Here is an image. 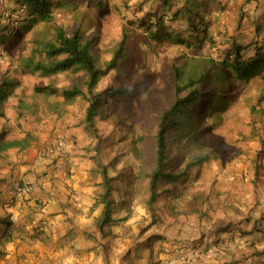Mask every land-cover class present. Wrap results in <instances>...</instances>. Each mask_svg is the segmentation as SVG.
<instances>
[{"label": "rangeland", "instance_id": "1", "mask_svg": "<svg viewBox=\"0 0 264 264\" xmlns=\"http://www.w3.org/2000/svg\"><path fill=\"white\" fill-rule=\"evenodd\" d=\"M54 1L57 3L53 12L56 25H62L71 31L80 22H84L87 38L98 37L93 49L102 65L112 56L121 38L122 28L127 27L131 35L128 62L120 71H112L98 86V90H102L107 86L117 85L122 87L125 94L121 98L108 100L102 114L96 117L97 137L86 133L84 121L88 103L84 98H78L71 104H63L60 96L43 95L35 91L36 86L52 82L59 88L67 86L76 75L66 72L46 78L24 68L25 60L40 46L38 41L54 37L53 26L41 22L31 31L25 32L22 26L28 20L27 12L18 15L20 6L14 0L1 2L0 32L5 31L6 27L15 29V32L10 35L0 34V83L3 78H7L15 80L18 85L6 104V117L0 118V133L3 132L6 140L24 139L27 147L14 146L0 153V219L9 213L13 214L11 209L14 205L22 207L34 193L33 188L32 194L21 200V203L10 202L7 188L12 179L33 187L37 182L42 188L46 181H42V175L38 176L40 171L36 168L41 164L46 165V161L50 162L46 165L47 173L51 168L54 171L52 177L56 176L55 172L64 167L69 157L70 145L73 148L78 142L77 139L68 140L58 136L57 131L78 126L82 129L79 143H85L78 146L83 153L74 167L83 166L81 178L87 177L86 180L93 181L96 186L94 193L88 194L89 199H96L92 200L93 211H100V207H97V191L101 189V183L97 180L102 166H105L110 176L118 178L113 193L116 220L125 223L124 227L133 232L131 243L143 239V245H153L159 242L155 239L156 236L165 237L168 233L179 232L175 224H184V217L181 218L183 207L187 205V213L193 214L199 211L200 206L199 183L204 180L201 177V166L192 169L189 178L183 183L162 182V195L154 210L148 206L149 194L145 188L146 173L154 161L159 117L173 99L170 63L174 54L184 51L179 46H172L168 39H153L146 34L145 27L141 26L149 12L145 2ZM214 16L217 15L214 13ZM188 52L191 54L192 50ZM77 77L81 82L86 79L84 72L78 73ZM227 100L231 103L229 105L227 102V108L223 107L225 109L204 118L202 115L198 117L197 113L195 116L199 118L198 124L188 129L190 131L186 134L174 135L171 156L175 162L182 159L180 165L184 166L195 155H200L207 156L208 161H217L221 157L231 163L240 161L245 164L248 154L256 156L258 152L264 153L263 77L249 83H236L229 89ZM51 135L54 137L48 140ZM53 139L54 143L64 140L62 148L65 151H55L54 148L51 156H46ZM135 147H139L140 152ZM55 162L61 165L56 168L53 165ZM68 172V176H75L73 167ZM45 175L44 172L43 176ZM2 228L0 234L6 229L5 226ZM2 245L5 244L0 241V246ZM3 259L0 256V264Z\"/></svg>", "mask_w": 264, "mask_h": 264}, {"label": "trees", "instance_id": "2", "mask_svg": "<svg viewBox=\"0 0 264 264\" xmlns=\"http://www.w3.org/2000/svg\"><path fill=\"white\" fill-rule=\"evenodd\" d=\"M5 1L0 0V3ZM14 1L22 9L21 13L27 12L28 20L22 26L25 32L31 31L41 22L52 25L54 29L52 39L38 41L40 46L35 48L33 55L25 60L24 68L46 78H53L66 72L76 75L69 85L61 88L54 82L36 86V93L60 96L63 104H71L78 98H84L88 103L84 121L85 131L97 137L96 117L102 114L108 100L121 98L125 94L122 87L117 85L107 86L102 90H98V86L102 79L112 71H120L128 62L131 35L127 27L122 28L121 38L112 56L102 65L93 49L98 37L87 38V27L84 22H80L71 31L55 24L53 12L57 3L54 0ZM173 1H138L139 4L145 2V6L146 4L148 6L147 18L141 22L146 34L153 39H168L172 46H179L184 51L174 54L170 63L173 99L160 114L155 134L154 161L146 173L145 188L149 194L147 203L151 210L156 209V203L162 195L160 191L162 182L183 183L189 178L192 169L208 161L207 156L195 155L184 166L180 165L182 159L180 162H175L171 156L175 143L174 135L186 134L190 131L188 129L198 124L200 115L204 118L227 108L231 104L227 100L229 89L236 83H249L258 77L264 79V15L255 16L251 21L248 11L240 9L239 28L242 20L248 17L258 36L261 34L263 36L241 43L239 39L229 35V28H223L222 11L226 10V5L222 1ZM250 1L246 0V3ZM214 13L217 16H214ZM132 17L136 18L134 15ZM13 31L15 32V29L10 30L6 27L0 34L10 35ZM189 50H192L191 54ZM81 72L86 75L84 82L77 77ZM17 85L18 82L15 80L7 78L1 80L0 118L6 117V104ZM194 109L199 110L194 111ZM207 111L209 112L206 113ZM197 113L198 117L195 116ZM14 146L25 148L27 143L24 139L6 140L3 132L0 133V153ZM135 150L140 152L139 147H135ZM263 157L262 152H258L255 156L256 176L259 175L260 167L263 165ZM99 166L101 167L100 163ZM101 175L102 182L101 189L97 192V204L102 205V210L96 219V226L100 233L99 243L106 247L108 244L105 245L102 239L110 233L109 227L114 221L116 201L113 193L118 178L110 176L105 166L101 168ZM1 225H5L6 228L3 234H0V241L4 244L16 239L20 232H25L21 224L12 221L10 214L0 219ZM155 239L162 240L163 236H156ZM105 254H108L107 249Z\"/></svg>", "mask_w": 264, "mask_h": 264}, {"label": "crops", "instance_id": "3", "mask_svg": "<svg viewBox=\"0 0 264 264\" xmlns=\"http://www.w3.org/2000/svg\"><path fill=\"white\" fill-rule=\"evenodd\" d=\"M217 1L226 5L221 23L231 37L245 43L264 36V32L258 36L251 23L255 16L264 15V0ZM240 9L248 11L251 21L245 17L239 28ZM72 127L57 131L58 136L78 141L73 148L70 145L64 167L52 177L54 171L50 168L47 173V162L39 165L38 176L46 183L41 188L34 179L30 200L11 209L12 221L25 232L0 246L1 264H264V157L258 176L253 153L245 164L221 157L207 161L200 167L204 180L199 183V211L187 213L189 208L183 207L184 224H175L179 232L168 233L153 245H143V239L131 243L133 232L114 215L110 233L102 239L109 243L104 247L96 226L102 205L97 204L100 211H93L96 199L88 195L96 186L87 177L81 178L83 166L74 167L83 153L78 147L85 143H79L82 129ZM70 167L75 176H68ZM97 181L102 182L101 175Z\"/></svg>", "mask_w": 264, "mask_h": 264}, {"label": "built area", "instance_id": "4", "mask_svg": "<svg viewBox=\"0 0 264 264\" xmlns=\"http://www.w3.org/2000/svg\"><path fill=\"white\" fill-rule=\"evenodd\" d=\"M21 11H22V9L19 12H21ZM63 144H64V140L56 141L55 143H52L50 146L51 149L49 148L45 155L51 156V153L54 151V148H55V151L57 149H60L61 151H65V148H62ZM50 161L53 163L52 159H50ZM53 165L57 168L61 164L59 162L58 163L55 162V164H53ZM33 188L34 187L30 184L20 183V182H17L16 180L12 179V183L7 188V191L9 193V197H8L9 201L12 203H15V204L21 203V200H24L25 198H27V196L32 194Z\"/></svg>", "mask_w": 264, "mask_h": 264}, {"label": "clouds", "instance_id": "5", "mask_svg": "<svg viewBox=\"0 0 264 264\" xmlns=\"http://www.w3.org/2000/svg\"><path fill=\"white\" fill-rule=\"evenodd\" d=\"M21 10V9H20ZM20 10H18V15H20L21 14V12H19ZM7 16V15H6ZM8 29H10L11 30V28L9 27ZM14 33V31L12 32V34ZM1 51V50H0ZM1 55V54H0ZM52 143H54V139L51 141V143L50 144H52ZM47 162V161H46ZM47 163H49V162H47Z\"/></svg>", "mask_w": 264, "mask_h": 264}]
</instances>
